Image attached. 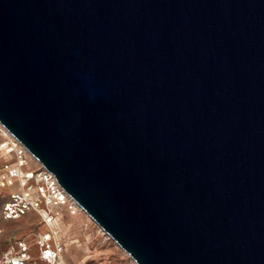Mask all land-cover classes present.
<instances>
[{"label": "water", "instance_id": "obj_1", "mask_svg": "<svg viewBox=\"0 0 264 264\" xmlns=\"http://www.w3.org/2000/svg\"><path fill=\"white\" fill-rule=\"evenodd\" d=\"M0 123L136 264H264V0H0Z\"/></svg>", "mask_w": 264, "mask_h": 264}, {"label": "built area", "instance_id": "obj_2", "mask_svg": "<svg viewBox=\"0 0 264 264\" xmlns=\"http://www.w3.org/2000/svg\"><path fill=\"white\" fill-rule=\"evenodd\" d=\"M0 136V190H9L2 217L17 220L30 213L37 214L44 225L37 238L40 261L66 264L61 223L67 214L76 215L82 213V209L60 186L54 174L39 164L1 123ZM32 259L31 247L25 239H18L16 250L7 251L3 256L5 264H29Z\"/></svg>", "mask_w": 264, "mask_h": 264}, {"label": "rangeland", "instance_id": "obj_3", "mask_svg": "<svg viewBox=\"0 0 264 264\" xmlns=\"http://www.w3.org/2000/svg\"><path fill=\"white\" fill-rule=\"evenodd\" d=\"M1 139L0 136V142ZM8 192V189L0 190V264H5L3 256L7 251L16 250L18 239H25L31 247L33 259L29 264H44L39 259L37 246V238L44 230V225L35 213L17 220H5L1 210ZM67 215L61 223L62 238L66 242V264H133L132 258L111 238L100 232L84 212Z\"/></svg>", "mask_w": 264, "mask_h": 264}, {"label": "bare ground", "instance_id": "obj_4", "mask_svg": "<svg viewBox=\"0 0 264 264\" xmlns=\"http://www.w3.org/2000/svg\"><path fill=\"white\" fill-rule=\"evenodd\" d=\"M85 213V212H84ZM86 214V213H85ZM87 218L89 220H91L93 223H95L87 214H86ZM96 224V223H95ZM97 225V224H96ZM97 227L99 228L100 232H102L106 237L110 238L98 225ZM133 264H136L133 260H132Z\"/></svg>", "mask_w": 264, "mask_h": 264}]
</instances>
